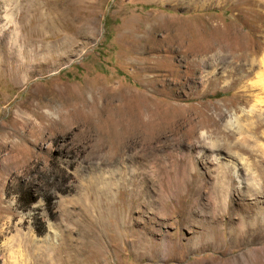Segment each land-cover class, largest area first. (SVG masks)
I'll list each match as a JSON object with an SVG mask.
<instances>
[{
    "label": "rangeland",
    "instance_id": "374dc122",
    "mask_svg": "<svg viewBox=\"0 0 264 264\" xmlns=\"http://www.w3.org/2000/svg\"><path fill=\"white\" fill-rule=\"evenodd\" d=\"M262 76L264 0H0V264H264Z\"/></svg>",
    "mask_w": 264,
    "mask_h": 264
},
{
    "label": "bare ground",
    "instance_id": "6f19581e",
    "mask_svg": "<svg viewBox=\"0 0 264 264\" xmlns=\"http://www.w3.org/2000/svg\"><path fill=\"white\" fill-rule=\"evenodd\" d=\"M35 1V0H34ZM37 1V0H36ZM37 9H38V6L35 4V3H33L32 4V8L30 9V13H31V15H32V19H33V21H35L36 20V15H37ZM20 18V17H19ZM11 20V19H10ZM9 20V21H10ZM29 20V19H28ZM15 26V25H14ZM14 28V27H13ZM31 34H32V36H33V40L34 41H36V39L38 38V32H37V27H36V24L34 23L32 26H31ZM11 36H13L15 39L13 40L12 38L13 37H11ZM21 33L20 34H15V33H12L11 35H10V38L12 39V42H11V44H10V46L12 47V49H11V51L14 49L13 47L15 46H17V43H18V45H21L20 43L22 42V39H21ZM31 39V38H30ZM33 42V41H32ZM34 43V42H33ZM19 47V46H18ZM14 50H16V49H14ZM10 53V52H9ZM8 53V54H9ZM13 53H14V51H13ZM15 54V53H14ZM18 54V53H17ZM13 57V56H12ZM17 57V58H16ZM15 57V62H14V66L17 68V69H23V64H22V62H23V60L21 61V56H20V58H18V56H16ZM14 58V57H13ZM12 58V59H13ZM7 62V61H6ZM24 63V62H23ZM4 64V63H3ZM262 78H264V76H262ZM100 97V96H99ZM83 100V99H82ZM85 101V100H84ZM91 103H92V98H91ZM82 104V103H81ZM89 104V103H88ZM88 104H86L85 102L83 103V105H82V107H81V111H80V113L83 115L84 114V116H85V107L86 106H88ZM91 105V104H90ZM137 102L136 103H132L131 102V104H129L127 107V111H130V112H132L131 113V117L130 118H128V124H127V129H128V131L126 132L127 134H130V132H131V128H132V126H133V122L131 121V120H133L134 119V115H133V112H135L136 111V109H137ZM92 108H94V112L96 111L97 113H99V111H98V107H97V105L96 106H94V103H92ZM105 108V107H104ZM101 109V108H100ZM99 109V110H100ZM103 109V108H102ZM111 109H112V107H111ZM140 109V108H139ZM76 110H78V109H76ZM113 111V110H112ZM48 113V112H47ZM65 113V114H64ZM61 116L63 117L64 115L66 116V111L64 112ZM111 113V112H110ZM120 113V112H119ZM118 113V114H119ZM49 114V113H48ZM117 114V115H118ZM129 114V113H128ZM134 114H136V113H134ZM108 116V115H107ZM71 117V116H70ZM86 117V116H85ZM111 118H112V116H111ZM119 118V117H118ZM67 119V118H66ZM85 119V118H84ZM83 119V121L82 122H84V127H83V129H86L87 128V126L88 125H90V120H89V118H87L86 117V119L85 120H87V121H85ZM116 119V118H115ZM35 122V121H34ZM100 123V122H99ZM33 124V123H32ZM81 127V128H82ZM89 129V128H88ZM87 129V130H88ZM116 130H118L117 128H116ZM115 133V132H114ZM117 134V133H116ZM261 167H262V165H261ZM260 167V168H261ZM264 168V167H263ZM104 184V183H103ZM102 184V185H103ZM109 188V187H108ZM106 197V196H105ZM106 199V198H105ZM243 226V225H242ZM240 227V226H239ZM243 228V227H242ZM240 231V230H239ZM211 238V237H210ZM222 237L221 236H219V235H215L213 238H211L210 240V243L211 244H213V246L214 247H216L217 249H219V250H217V252H218V254H220V255H218V258H220L221 259V261L220 262H215V263H218V264H252L253 262H254V259L250 256V252L249 253H247V254H244L243 256H239V257H235V258H231V257H224V253H226V249H227V247H225L224 245H223V243L221 242V239ZM224 239H226V241L227 242H231V243H234L235 244V246H240V245H244V246H249L250 244H256V243H263L264 242V233H260V232H249V231H247V230H245V231H242V232H235V233H230L229 234V236H227V237H225ZM208 242H209V239H208ZM264 245V244H263ZM247 250H248V248H247ZM249 251H251V250H249ZM222 255V256H221Z\"/></svg>",
    "mask_w": 264,
    "mask_h": 264
}]
</instances>
